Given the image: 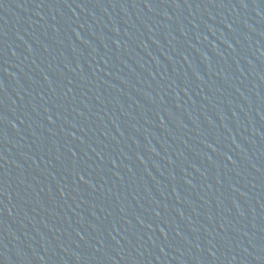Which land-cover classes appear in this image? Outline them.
I'll return each mask as SVG.
<instances>
[{
  "label": "water",
  "instance_id": "obj_1",
  "mask_svg": "<svg viewBox=\"0 0 264 264\" xmlns=\"http://www.w3.org/2000/svg\"><path fill=\"white\" fill-rule=\"evenodd\" d=\"M0 264H264V0H0Z\"/></svg>",
  "mask_w": 264,
  "mask_h": 264
}]
</instances>
